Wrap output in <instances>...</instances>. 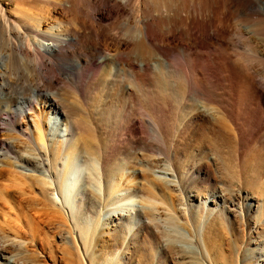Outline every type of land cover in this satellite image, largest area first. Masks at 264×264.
<instances>
[{"label": "bare ground", "instance_id": "1", "mask_svg": "<svg viewBox=\"0 0 264 264\" xmlns=\"http://www.w3.org/2000/svg\"><path fill=\"white\" fill-rule=\"evenodd\" d=\"M79 155L86 179L65 185ZM123 191L148 219L221 202L255 233L239 263L264 264V0H0V233L35 230L22 203L80 239L122 233ZM13 247L0 264H28Z\"/></svg>", "mask_w": 264, "mask_h": 264}, {"label": "rangeland", "instance_id": "2", "mask_svg": "<svg viewBox=\"0 0 264 264\" xmlns=\"http://www.w3.org/2000/svg\"><path fill=\"white\" fill-rule=\"evenodd\" d=\"M3 2L7 6L11 5L13 0H3ZM95 148L99 151L96 146ZM87 167V161L81 155L74 157L65 174V185L79 176L81 179H86V171L89 170H86ZM240 187L239 183L232 186L233 189H241ZM165 196L159 194L157 198L166 200ZM116 200L118 203L123 202L119 212L125 215L115 217L116 221L111 222L110 225L124 224L122 233L112 231L100 238L97 237L101 229L99 226L95 233L86 230L83 239H80L70 219L46 217L39 207L22 203L21 212L24 211L22 214L25 213L27 216L23 215L26 217L23 219L33 221L35 230L24 228L27 231L25 230L23 238H16L13 233H5L8 234L5 236L0 233V246L13 242L16 246L13 248L17 252L30 255L28 264H248L250 262L262 264L258 255L253 257L252 261L245 259L244 262L239 263L242 255H248L249 249L256 246L255 233L252 232L245 217H238L230 224L225 219L221 202L217 205L210 202L204 205V199L192 204L182 201L179 203L182 211L180 215L172 213L160 215L154 211L152 218L148 219L142 212L138 213V208L141 206L138 194L133 195L123 191ZM72 201L75 213L81 212L80 219L85 226L90 227L100 221L99 211L85 210L83 193L78 194ZM188 209L198 211L199 215L192 216ZM203 213L205 215L202 217ZM73 236L77 239L74 240ZM177 247L188 253L191 257L190 262L184 263L177 256ZM251 256L254 254L252 253L248 258H252Z\"/></svg>", "mask_w": 264, "mask_h": 264}]
</instances>
